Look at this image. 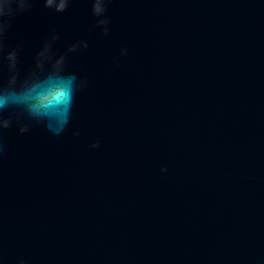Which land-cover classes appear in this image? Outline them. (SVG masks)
I'll list each match as a JSON object with an SVG mask.
<instances>
[{
	"label": "water",
	"instance_id": "1",
	"mask_svg": "<svg viewBox=\"0 0 264 264\" xmlns=\"http://www.w3.org/2000/svg\"><path fill=\"white\" fill-rule=\"evenodd\" d=\"M92 7L0 35V91L13 50L16 90L51 73L53 35L88 81L59 134L0 110V264H264V0H111L108 35Z\"/></svg>",
	"mask_w": 264,
	"mask_h": 264
},
{
	"label": "clouds",
	"instance_id": "2",
	"mask_svg": "<svg viewBox=\"0 0 264 264\" xmlns=\"http://www.w3.org/2000/svg\"><path fill=\"white\" fill-rule=\"evenodd\" d=\"M35 0H2L0 3V35L5 34L11 27V18L17 13L30 11ZM71 0H43L47 9L54 8L56 12L63 13L67 11ZM111 0H92V12L96 17V27L102 28L104 35H108V25L110 20L107 18V5ZM58 39L53 35L49 42H46L43 51L39 52L36 57V67L43 69L46 63L52 65L51 73L43 80L38 79L30 86L16 90L13 85L18 79V51L13 50L6 56L8 69L13 73L10 77L9 87L0 91V110L8 107H21L28 116L37 122L48 121L47 127L56 134L62 132L69 122L71 115V105L74 94L77 90L86 88L87 80L81 81L78 85L76 77L64 76L62 73L65 69L67 53L55 59L51 54L52 42ZM88 43L81 41L68 49V53H77L80 48H88ZM121 55L127 56L126 48L121 50ZM116 63L119 62L117 59ZM53 119L55 122H53ZM19 122V119H17ZM10 119H0V128L8 129L11 127ZM21 133L27 132L26 125L20 128ZM93 148H98L99 144H93Z\"/></svg>",
	"mask_w": 264,
	"mask_h": 264
}]
</instances>
